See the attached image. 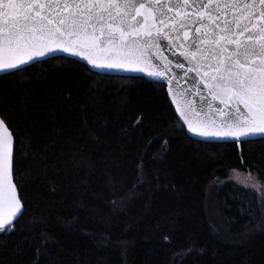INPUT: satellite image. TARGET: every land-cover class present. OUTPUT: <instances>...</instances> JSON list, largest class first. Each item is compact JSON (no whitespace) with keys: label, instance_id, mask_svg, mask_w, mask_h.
<instances>
[{"label":"trees","instance_id":"obj_1","mask_svg":"<svg viewBox=\"0 0 264 264\" xmlns=\"http://www.w3.org/2000/svg\"><path fill=\"white\" fill-rule=\"evenodd\" d=\"M22 69L0 75L24 205L0 264H264V197L230 179L264 185V139L190 137L142 76L64 56Z\"/></svg>","mask_w":264,"mask_h":264},{"label":"snow or ice","instance_id":"obj_2","mask_svg":"<svg viewBox=\"0 0 264 264\" xmlns=\"http://www.w3.org/2000/svg\"><path fill=\"white\" fill-rule=\"evenodd\" d=\"M55 52L166 83L193 136L264 139V0H0V72ZM232 172L264 197L251 171ZM23 208L0 117V233Z\"/></svg>","mask_w":264,"mask_h":264},{"label":"water","instance_id":"obj_3","mask_svg":"<svg viewBox=\"0 0 264 264\" xmlns=\"http://www.w3.org/2000/svg\"><path fill=\"white\" fill-rule=\"evenodd\" d=\"M165 54L166 55H169V57L172 58L171 57V53L166 52ZM56 56H64V57H67V58H72V59L78 60V61L86 64V61L81 60V58H79V57H71V56H68V54L61 53V52L51 53L49 56L39 58L38 61H42V60H45V59H48V58H51V57H56ZM176 59H179L181 61L183 60L182 57H179V54L178 53H177ZM38 61H35V62H38ZM35 62H33V63H35ZM26 66H28V65L21 66V69L24 68V67H26ZM87 66L92 71L97 72V73H101V74H109V75H117V76H142V77H144V78H146L148 80L158 82L156 80V78L148 77L146 74L140 73V72L122 71V70L108 69V68H92L90 65H87ZM15 70H18V69L9 70V71L12 72V71H15ZM1 74H4V72H0V75ZM164 84H165V89H166V92H167V84L166 83H164ZM168 98H169V100H170V102H171V104H172V106L174 108V111H175L178 119L180 120L179 114L176 112L175 105L172 103L171 98L169 96H168ZM180 122L183 124L182 120H180ZM183 126L185 127L186 133L190 137H192L194 139H197V140L209 141V142H232L233 141L231 138H215V137H198V136H193L191 133H188L187 132L186 126L185 125H183ZM255 138H259V137H255ZM255 138H253V137H246V138H244V140L255 139Z\"/></svg>","mask_w":264,"mask_h":264},{"label":"rangeland","instance_id":"obj_4","mask_svg":"<svg viewBox=\"0 0 264 264\" xmlns=\"http://www.w3.org/2000/svg\"><path fill=\"white\" fill-rule=\"evenodd\" d=\"M239 172L241 173V180L243 179V176L244 175H246L249 171H241V170H239ZM254 176H256L257 177V175L255 174V173H253V172H251ZM230 179L231 180H233V181H235L236 183H238V184H240V185H242V186H245L244 185V183H242L241 181H238L236 178H235V175L233 174V172L231 171V173H230ZM260 181V180H259ZM260 183H261V181H260ZM261 185H262V183H261ZM248 188H252V187H248ZM252 189H254V188H252ZM257 191V190H256ZM257 193L259 194V195H261V192L260 191H257Z\"/></svg>","mask_w":264,"mask_h":264}]
</instances>
